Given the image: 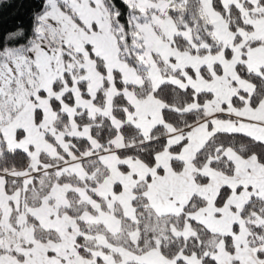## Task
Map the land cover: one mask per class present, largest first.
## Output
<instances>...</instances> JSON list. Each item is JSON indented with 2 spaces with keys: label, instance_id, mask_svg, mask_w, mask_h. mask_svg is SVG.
Masks as SVG:
<instances>
[{
  "label": "snow or ice",
  "instance_id": "6c2138e0",
  "mask_svg": "<svg viewBox=\"0 0 264 264\" xmlns=\"http://www.w3.org/2000/svg\"><path fill=\"white\" fill-rule=\"evenodd\" d=\"M26 3L0 264H264V0Z\"/></svg>",
  "mask_w": 264,
  "mask_h": 264
},
{
  "label": "trees",
  "instance_id": "16d2710c",
  "mask_svg": "<svg viewBox=\"0 0 264 264\" xmlns=\"http://www.w3.org/2000/svg\"><path fill=\"white\" fill-rule=\"evenodd\" d=\"M22 0H11L12 7H5L0 15V20H2L3 24L7 26H11L16 22H19L21 19H26V8L27 3L26 0L24 2V6L21 7Z\"/></svg>",
  "mask_w": 264,
  "mask_h": 264
}]
</instances>
